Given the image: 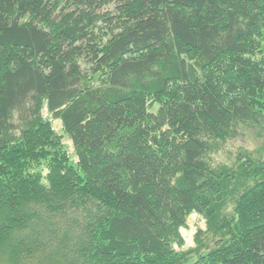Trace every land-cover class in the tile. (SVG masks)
I'll return each mask as SVG.
<instances>
[{
    "label": "trees",
    "instance_id": "1",
    "mask_svg": "<svg viewBox=\"0 0 264 264\" xmlns=\"http://www.w3.org/2000/svg\"><path fill=\"white\" fill-rule=\"evenodd\" d=\"M246 131L264 0H0V264H264V162L209 159Z\"/></svg>",
    "mask_w": 264,
    "mask_h": 264
},
{
    "label": "rangeland",
    "instance_id": "2",
    "mask_svg": "<svg viewBox=\"0 0 264 264\" xmlns=\"http://www.w3.org/2000/svg\"><path fill=\"white\" fill-rule=\"evenodd\" d=\"M43 116L49 120L52 127L51 130H53L55 134L59 136L58 138L60 143L62 144L68 156L67 158L69 164L75 166L77 160L73 151V147L69 139L63 133L60 121L46 112H44ZM209 159L211 160V164L213 166L224 167L239 165L240 163L238 162L243 163L245 161L247 162L248 160H251L254 163L264 162V135H258L250 131H246L243 138L241 137L238 139L235 138L233 140L218 142L211 146ZM45 173L46 171H44V174ZM45 183L46 181H44V184ZM88 204L90 205L89 202ZM75 220L79 223V221H83V217L78 215ZM204 228V220L201 219V217H199V215L196 213L190 214L187 217L186 226L179 229L180 235L184 242L182 249L185 250L187 248L194 247V236L196 232Z\"/></svg>",
    "mask_w": 264,
    "mask_h": 264
}]
</instances>
